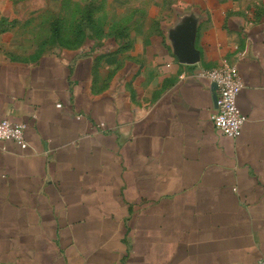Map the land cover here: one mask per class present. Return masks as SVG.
Segmentation results:
<instances>
[{
	"label": "crops",
	"instance_id": "obj_1",
	"mask_svg": "<svg viewBox=\"0 0 264 264\" xmlns=\"http://www.w3.org/2000/svg\"><path fill=\"white\" fill-rule=\"evenodd\" d=\"M48 2L0 0V121L26 124L0 140V264H264V0H154L127 45L37 50ZM226 61L236 137L198 74Z\"/></svg>",
	"mask_w": 264,
	"mask_h": 264
},
{
	"label": "rangeland",
	"instance_id": "obj_2",
	"mask_svg": "<svg viewBox=\"0 0 264 264\" xmlns=\"http://www.w3.org/2000/svg\"><path fill=\"white\" fill-rule=\"evenodd\" d=\"M154 0H49V13L43 26L33 32L37 50L52 48L85 49L116 38L130 42L131 33L143 22L145 14L140 6ZM143 8V7H142ZM139 23V24H137ZM47 40V43L45 42ZM40 42V44H38ZM123 43V42H120Z\"/></svg>",
	"mask_w": 264,
	"mask_h": 264
},
{
	"label": "built area",
	"instance_id": "obj_3",
	"mask_svg": "<svg viewBox=\"0 0 264 264\" xmlns=\"http://www.w3.org/2000/svg\"><path fill=\"white\" fill-rule=\"evenodd\" d=\"M198 74L209 79L216 89V107L212 114L216 128L223 134L238 136L247 116L237 105V96L244 87V81L236 64L226 61L213 68L201 67ZM25 128L24 123L4 118L0 121V140L25 145Z\"/></svg>",
	"mask_w": 264,
	"mask_h": 264
},
{
	"label": "water",
	"instance_id": "obj_4",
	"mask_svg": "<svg viewBox=\"0 0 264 264\" xmlns=\"http://www.w3.org/2000/svg\"><path fill=\"white\" fill-rule=\"evenodd\" d=\"M179 55L185 62L194 63L198 60V52L190 41V37L183 40V44L179 50Z\"/></svg>",
	"mask_w": 264,
	"mask_h": 264
}]
</instances>
